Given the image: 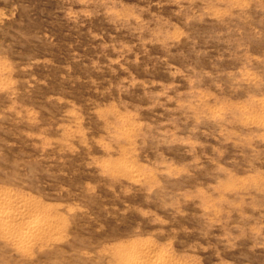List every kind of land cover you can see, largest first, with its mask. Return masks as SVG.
Segmentation results:
<instances>
[{"label":"rangeland","instance_id":"rangeland-1","mask_svg":"<svg viewBox=\"0 0 264 264\" xmlns=\"http://www.w3.org/2000/svg\"><path fill=\"white\" fill-rule=\"evenodd\" d=\"M0 198V264H264V0H0Z\"/></svg>","mask_w":264,"mask_h":264},{"label":"bare ground","instance_id":"bare-ground-1","mask_svg":"<svg viewBox=\"0 0 264 264\" xmlns=\"http://www.w3.org/2000/svg\"><path fill=\"white\" fill-rule=\"evenodd\" d=\"M6 201L4 198H0V234L4 237L10 238L18 243H24L25 239L35 237L38 234L39 226L49 224V218L37 214L24 201L17 202L15 208H2L6 205ZM146 244L148 243L145 241L141 243L144 248L147 247L145 246ZM162 256H155L154 258L151 256L150 251L145 249L138 255L127 253L123 257V264H168V262L163 260Z\"/></svg>","mask_w":264,"mask_h":264}]
</instances>
